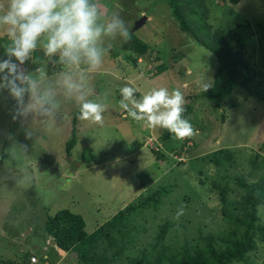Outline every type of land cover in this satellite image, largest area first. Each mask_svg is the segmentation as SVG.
I'll use <instances>...</instances> for the list:
<instances>
[{
    "label": "rangeland",
    "instance_id": "rangeland-1",
    "mask_svg": "<svg viewBox=\"0 0 264 264\" xmlns=\"http://www.w3.org/2000/svg\"><path fill=\"white\" fill-rule=\"evenodd\" d=\"M7 3L8 0H0V6L5 9ZM90 3L100 10L98 24L106 26L113 14L119 13L130 34L134 33L151 50L137 60L135 68L126 52L120 49L123 37L119 33L102 34L97 43L103 50L99 68L64 64L61 71H57L50 68L51 60L46 59L52 56L43 55L47 38L42 36L25 61L26 65H31L26 73L40 81L42 90H52L58 107L51 114H44L37 106L26 116L19 115L10 91L0 87V153L5 156L0 160L2 264H19L27 254L35 255L38 264L44 263L41 261L45 256V264H78L76 254L59 255L47 245L44 225L49 216L69 210L80 215L86 233H92L139 196L161 189L168 192L161 207L147 210L136 220L135 248L128 245L122 256L110 264H127L129 255L140 257L141 250L152 241L158 225H163L165 220L172 225L164 241L174 245L177 235L182 238L186 230L191 234L195 226L216 231L226 223L221 218L216 193L209 190L212 182L207 177H220L218 172L213 173L215 168L204 160L205 156L224 148L242 154L246 151L245 163H249L251 154L258 152V147L264 143L263 100L232 91V96L216 108L208 98L201 97L200 83L214 84L216 62L210 52L198 47L180 30L167 0H90ZM203 15L205 13L200 17ZM207 15L209 22L221 28L222 33L232 32L246 19H264V0H239L235 5L224 6L208 2ZM143 17L146 22L132 32L135 22ZM203 20L208 25V18ZM7 32V26H0V62L6 47L11 46ZM54 55L60 62L59 53ZM154 56H159L161 63ZM160 65L166 66V70L158 74ZM36 66L39 72L38 68L32 71L31 67L35 70ZM3 75L0 73V77ZM68 76L79 90L69 91ZM125 86L135 89L133 99L137 102L160 87L168 88L170 94L180 88L187 101L185 106L189 107L184 118L197 134L178 142L168 130L153 129L145 121L134 120L128 115V110L138 111L132 102L125 101L128 110L121 107L120 89ZM80 96L103 107L102 124L81 119ZM30 102L26 94L25 105ZM77 114L76 144L71 160H67L65 146ZM161 137L167 140L166 144L171 142L173 149L181 148L180 153L167 150ZM162 150L165 159L160 160L157 154ZM237 166L228 168L229 174L247 179L248 172L241 164ZM231 186L236 188L238 196L243 195L235 183L231 182ZM236 193L233 196H237ZM181 209L183 214L177 218ZM259 211L264 215L263 207ZM262 245L243 264H264Z\"/></svg>",
    "mask_w": 264,
    "mask_h": 264
},
{
    "label": "trees",
    "instance_id": "trees-1",
    "mask_svg": "<svg viewBox=\"0 0 264 264\" xmlns=\"http://www.w3.org/2000/svg\"><path fill=\"white\" fill-rule=\"evenodd\" d=\"M238 1L167 0L170 13L174 16L173 19L178 23L180 30L195 41L198 47L201 46L210 52L216 62V70L212 76L214 84L206 91L199 93L201 97L208 98L216 108L221 107L222 102L228 99L229 95L232 96L233 92L238 91L264 101L262 85L264 83V19H246L238 23L234 31L222 33L221 28H215L214 23L209 22V15H207L208 2L224 6L228 3L235 5ZM182 11H184L183 14ZM204 13L205 15L200 17V14ZM186 14L191 18L188 19ZM204 17L208 18V25L205 24ZM130 37V40L123 42L120 49L126 52L131 65L137 68V60L143 58L151 49L134 33L130 34ZM154 57L158 61L161 60L159 56ZM7 58L6 51L3 60ZM50 58H46L51 60L50 68L61 71V66L65 63L56 61L59 59L56 55ZM12 59L15 62V58ZM53 61L56 63H51ZM160 66L161 69L157 70L158 74L166 70V66L164 68H162L164 65ZM196 97L197 95L193 96V99L196 100ZM186 107L188 106H185V109ZM188 111L189 107L183 115ZM77 117L78 114L73 119L70 136L65 146L67 160H71L72 150L76 144ZM222 117L223 115L221 116L223 123L225 117L223 120ZM173 136L176 137L174 134ZM161 140L165 142L164 147L167 150L180 153L181 148L173 149L171 142L166 144V139ZM176 140L180 141L177 137ZM257 151L251 154L249 163H245L246 151L242 154L226 148L217 149L204 158L209 165L214 166L213 173L218 172L220 177L217 179L211 175L207 178L212 182L209 190L216 193L221 204V218L226 223L224 227L216 231H205V226H195V231H191V234L189 230H186L182 238L177 235L175 237L177 244L174 245L164 241L172 225L165 220L163 225H158L152 241L141 250L140 257L129 255L127 264L247 263L249 255L258 251L264 244V215L259 211L261 207L264 208V143L258 147ZM4 157V154L0 153V160H4ZM157 157L160 160L165 159L164 151L157 154ZM240 164V167L248 172L247 179L242 175L229 174L228 168H235L234 166ZM243 164L245 166H242ZM249 177L254 178L249 181ZM200 182L203 184L202 180ZM231 182L243 192L242 196L237 195L236 188H232ZM167 193L166 190L161 189L150 192L147 196H139L108 221L97 226L92 233H86L85 222L80 215L66 209L61 210L47 218L44 225L46 239L53 238L67 255L76 254L78 264L113 263L122 256V252L128 245L135 248L138 216H143L147 210H158ZM235 193L237 196H233ZM237 197L240 198L237 199ZM30 257L31 254L25 255L19 264H31ZM46 258L43 257L41 263L45 262ZM1 262L2 260L0 264Z\"/></svg>",
    "mask_w": 264,
    "mask_h": 264
},
{
    "label": "clouds",
    "instance_id": "clouds-1",
    "mask_svg": "<svg viewBox=\"0 0 264 264\" xmlns=\"http://www.w3.org/2000/svg\"><path fill=\"white\" fill-rule=\"evenodd\" d=\"M100 15L99 8L90 0H8L6 9L0 6V26L8 27L7 34L11 40V46L7 49L8 58L0 62V73L4 74L0 77V87L10 91L17 102L19 115L26 116L37 106L44 114H51L58 107L52 90H42L40 81L21 68L36 49L40 37L47 38L45 55L59 53L62 63L76 67L86 64L91 69L99 68L102 64L103 50L97 46L102 34L119 33L123 37L122 42L130 40L129 28L119 13H114L106 26L97 23ZM66 83L69 91L79 90L71 76L66 77ZM210 86L209 83H200L203 91ZM134 91L128 86L120 89L123 97L121 107L128 110L125 101H131L138 110H128V115L134 120L145 121L153 129H166L178 139L197 134L190 121L184 118L187 101L180 88L173 89L170 94L168 88L160 87L144 95L140 102L133 99ZM26 94L31 100L27 105ZM79 99L81 119L102 124L103 107L83 96ZM182 214L183 209L177 212V218Z\"/></svg>",
    "mask_w": 264,
    "mask_h": 264
},
{
    "label": "water",
    "instance_id": "water-1",
    "mask_svg": "<svg viewBox=\"0 0 264 264\" xmlns=\"http://www.w3.org/2000/svg\"><path fill=\"white\" fill-rule=\"evenodd\" d=\"M145 22H146V17H143L140 21L138 20L137 22H135V27L132 29V32L138 30L139 26L140 25L142 26ZM47 245L52 247L54 250H56L59 255L66 254L65 251H63L61 248L58 247L56 241L53 238L48 239Z\"/></svg>",
    "mask_w": 264,
    "mask_h": 264
},
{
    "label": "crops",
    "instance_id": "crops-1",
    "mask_svg": "<svg viewBox=\"0 0 264 264\" xmlns=\"http://www.w3.org/2000/svg\"><path fill=\"white\" fill-rule=\"evenodd\" d=\"M101 9L106 10V8H104V7H102ZM30 66H31L30 64H27V65H26V63H24L23 65H21V67H22L23 69H25L26 72H28ZM37 68H38V72H39V71H40L39 66H36L35 70H34V67H31L32 71H34V72L36 71ZM26 74H27V73H26Z\"/></svg>",
    "mask_w": 264,
    "mask_h": 264
},
{
    "label": "built area",
    "instance_id": "built-area-1",
    "mask_svg": "<svg viewBox=\"0 0 264 264\" xmlns=\"http://www.w3.org/2000/svg\"><path fill=\"white\" fill-rule=\"evenodd\" d=\"M30 263L31 264H38V258L33 254L30 257ZM45 263H47V262H44L43 264H45Z\"/></svg>",
    "mask_w": 264,
    "mask_h": 264
}]
</instances>
